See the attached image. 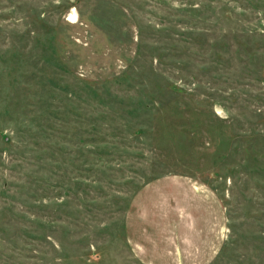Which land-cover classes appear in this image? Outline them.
<instances>
[{"label": "rangeland", "instance_id": "obj_1", "mask_svg": "<svg viewBox=\"0 0 264 264\" xmlns=\"http://www.w3.org/2000/svg\"><path fill=\"white\" fill-rule=\"evenodd\" d=\"M0 264H264V0H0Z\"/></svg>", "mask_w": 264, "mask_h": 264}]
</instances>
